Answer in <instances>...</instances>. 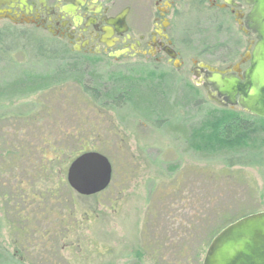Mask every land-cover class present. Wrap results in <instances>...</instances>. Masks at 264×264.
<instances>
[{"label": "rangeland", "instance_id": "rangeland-1", "mask_svg": "<svg viewBox=\"0 0 264 264\" xmlns=\"http://www.w3.org/2000/svg\"><path fill=\"white\" fill-rule=\"evenodd\" d=\"M225 38L206 34L200 43ZM21 48L0 47V264H202L204 242L225 217L264 210V120H241L210 101L189 67L154 71ZM229 120L253 129L219 136ZM74 128L114 167L111 186L96 196L70 190L72 159L53 151ZM21 148L22 157L14 153ZM50 160L64 168L56 202L29 197L49 184L39 169ZM144 236L149 247L140 252Z\"/></svg>", "mask_w": 264, "mask_h": 264}, {"label": "flooded vegetation", "instance_id": "flooded-vegetation-1", "mask_svg": "<svg viewBox=\"0 0 264 264\" xmlns=\"http://www.w3.org/2000/svg\"><path fill=\"white\" fill-rule=\"evenodd\" d=\"M257 3L258 0H0V47L7 40L21 49L37 44L45 51L137 63L154 71L189 67L197 90L202 88L210 101L230 112H240L241 120H247L248 116H257L238 104H228L225 96L213 90L210 79L216 74L222 78L234 74L244 80L243 72L251 63L246 54L262 39L248 20ZM206 34L226 38L215 47H202L200 37ZM216 50L231 52L216 55ZM145 237L140 242V252L149 247ZM154 252L158 253L156 248Z\"/></svg>", "mask_w": 264, "mask_h": 264}, {"label": "water", "instance_id": "water-1", "mask_svg": "<svg viewBox=\"0 0 264 264\" xmlns=\"http://www.w3.org/2000/svg\"><path fill=\"white\" fill-rule=\"evenodd\" d=\"M248 20L262 39L246 54L251 63L243 72L244 80L234 74L225 78L216 74L210 80L213 90L225 96L228 104H238L264 118V0H258ZM112 174L107 156L88 151L72 160L67 181L79 195L91 196L109 186ZM202 264H264V211L244 216L223 228L210 242Z\"/></svg>", "mask_w": 264, "mask_h": 264}, {"label": "trees", "instance_id": "trees-1", "mask_svg": "<svg viewBox=\"0 0 264 264\" xmlns=\"http://www.w3.org/2000/svg\"><path fill=\"white\" fill-rule=\"evenodd\" d=\"M42 91H44V90H42ZM51 91H52V94H53V89H51ZM96 97H97V95H96ZM259 119L264 120L263 118H259ZM242 124L239 121H234V120L230 121L229 120L226 123L219 124L216 127V130H217V133L220 132L221 135H219V136H222L224 138L227 137L228 135H231V134L233 135V134L238 133V132L239 133H245L246 132L244 135H248L253 129L250 126V124H251L250 121H243ZM65 134H66L65 135L66 136V140L63 142V146H60V144H56L53 147V151H54V153L56 155L55 156L56 158L58 156H60V155H62V156H66V155L69 156L70 155L71 159H73V158H75L76 156H78L79 154H81L83 152L99 151L98 149L93 148V147L89 148V147H84L83 146V143H81V137H82V134H83V130H81V128L80 129H76V130L74 128L73 130L67 131V133H65ZM248 138H249V136H248ZM248 140H251V139L249 138ZM244 143L245 142H242V144L239 145L238 147L242 148ZM29 145H31V143ZM69 146H70V148H69V151H68V154H67V150H68ZM35 148L37 149L36 145H35ZM21 149H23V150L22 151L15 150L14 153L20 152L21 157L25 156L26 155V149L25 148H21ZM76 150H78V152L77 153H73ZM53 162H54V160H50L49 162L43 164L41 169H39V171H41V174L45 175L44 179L45 180H49V184H47L46 186H44V185L41 186L40 184H37L38 188L37 187L33 188L32 192H31L32 194H30L29 197L32 196L33 194H38L39 196H41V198L43 200V199H47L44 195H45V193H48L49 194V199H47V201L56 202L55 200H57V199H55L56 198L55 190L57 188H59L60 185L64 184L65 180H64V168L60 169L59 165H58V167H56V165H55L54 168H50L49 165L52 164ZM24 171H26V170H24ZM50 175H54V176L50 177ZM55 175H57L59 177V181L57 183L55 182ZM13 189H17L15 191V195H16V196H14L15 198H18L19 196L21 198H23L22 194H17L18 193V189H19L18 187H14ZM23 200H24V198H23ZM235 220L236 219L230 220L228 217H225V221H224L223 225L216 227L212 231V236L208 238V241L204 242V250H205L206 246L210 243L212 238L222 228H224L226 225H228L229 223H231V222H233ZM110 254H111V252L106 254V255L109 256ZM18 261L24 262L22 260H18Z\"/></svg>", "mask_w": 264, "mask_h": 264}]
</instances>
